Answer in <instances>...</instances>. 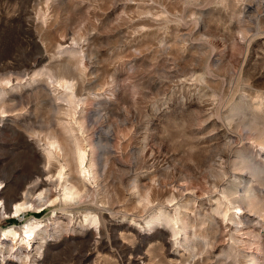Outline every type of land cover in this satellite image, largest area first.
<instances>
[{"label": "rangeland", "instance_id": "374dc122", "mask_svg": "<svg viewBox=\"0 0 264 264\" xmlns=\"http://www.w3.org/2000/svg\"><path fill=\"white\" fill-rule=\"evenodd\" d=\"M248 163L264 177V0H0V200L33 204L0 209V264H264Z\"/></svg>", "mask_w": 264, "mask_h": 264}, {"label": "bare ground", "instance_id": "6f19581e", "mask_svg": "<svg viewBox=\"0 0 264 264\" xmlns=\"http://www.w3.org/2000/svg\"><path fill=\"white\" fill-rule=\"evenodd\" d=\"M78 63H82V60H79ZM78 67H79L80 70H82L80 68V66H78ZM51 79L53 80V78H51ZM53 81H56L57 83H59V85L61 87L65 88L66 90H70L71 92H73V90H74V86H75L74 83H72L70 80H68L66 78H61V79L58 78V80H53ZM74 98L75 97H71L70 98V104H71V107L73 109H76V108H78L79 105H81V103L79 101H76ZM81 127H82V125H81ZM75 137H76V135H75ZM46 140H47L46 144H47V149H48V154H49L48 157L52 156L51 148H60V149H62L63 145L61 143V140L55 134L49 133L46 136ZM72 153H73V158H74V160L77 163L76 165H77L78 169L80 170V172H82L84 174L83 176L87 177V174L92 171V170L90 171V169L85 166V162H87V160H88L87 154H89V153H87V151L85 150L84 146L82 145V142L78 138H75V140H74V147H72ZM57 154H58V152H57ZM66 162H67L66 164L68 165V160ZM244 169L248 170L254 177H257L258 180H260V179L263 180L264 179V177H260V173L263 172V171L261 170V168L259 166L255 165V164L248 163L247 165L244 166ZM79 189H80V187L78 188L75 185L70 186L69 189H68V192H67L68 198H78L81 195L80 194V190L81 189L80 190ZM228 191H230V190H228ZM236 192L237 191H234V190H233L232 193L224 192L225 201L223 202V205L225 204V206H224L225 210L224 211L222 210L223 212H221V213H223V217H224L223 219L224 220H227V219L228 220H233V215L239 216V213H240L239 211H241V206L240 205H235L238 202V199L235 197ZM247 192H249V191L247 190ZM246 196H249V194L247 193ZM14 197L17 198L16 195H14ZM242 197H244V196H242ZM143 199H145V198H143ZM1 203H2V201L0 200V209H2V213L4 215L7 214V213L11 214V215H19L26 207H28L29 205L31 207L33 205L31 202H29L26 199V200H23L22 202H15L14 204H11V206L9 207V211H8L7 208L5 207V205H3ZM39 205H41V204H39ZM217 205L221 206L222 202H220L218 200V204ZM231 208L235 209L237 212H233L232 214H230L229 211H230ZM217 210H219V209H217ZM231 215H232V217H231ZM40 226H41L40 221L35 220L33 218L24 227H22L21 240L23 241V243L25 245H30V239H32L34 237L35 232L38 231ZM3 235L6 236V237L12 236L13 238H15L16 235H17V230L14 229V228H10ZM249 256H251V255H249ZM258 260L259 259L254 254H252L251 264H259V263H257Z\"/></svg>", "mask_w": 264, "mask_h": 264}]
</instances>
